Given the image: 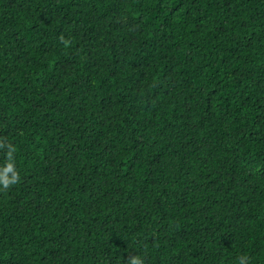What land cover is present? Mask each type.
<instances>
[{
    "label": "trees",
    "instance_id": "obj_1",
    "mask_svg": "<svg viewBox=\"0 0 264 264\" xmlns=\"http://www.w3.org/2000/svg\"><path fill=\"white\" fill-rule=\"evenodd\" d=\"M13 173L0 264H264V0H0Z\"/></svg>",
    "mask_w": 264,
    "mask_h": 264
},
{
    "label": "clouds",
    "instance_id": "obj_2",
    "mask_svg": "<svg viewBox=\"0 0 264 264\" xmlns=\"http://www.w3.org/2000/svg\"><path fill=\"white\" fill-rule=\"evenodd\" d=\"M7 171H12L11 166L8 167ZM17 181L18 177L15 173H13L11 179H8L6 176H0V184H2L5 189H7L10 185L15 184ZM131 264H143V261L139 258H132ZM241 264H244L243 260H241Z\"/></svg>",
    "mask_w": 264,
    "mask_h": 264
}]
</instances>
